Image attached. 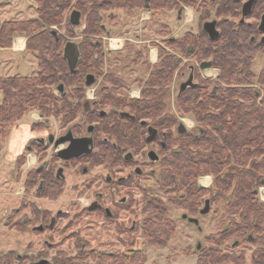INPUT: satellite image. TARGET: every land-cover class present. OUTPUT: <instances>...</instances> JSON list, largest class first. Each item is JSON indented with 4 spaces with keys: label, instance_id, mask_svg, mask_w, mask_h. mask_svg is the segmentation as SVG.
I'll return each instance as SVG.
<instances>
[{
    "label": "trees",
    "instance_id": "trees-1",
    "mask_svg": "<svg viewBox=\"0 0 264 264\" xmlns=\"http://www.w3.org/2000/svg\"><path fill=\"white\" fill-rule=\"evenodd\" d=\"M36 1V18L0 22V47H10L13 37L18 33L23 34L27 38L26 50L36 55L38 70L34 76H0V149L9 133V126L31 109H37L42 117L53 116L64 122L77 116L80 108L75 102L80 98L60 97L54 89L60 83L64 86L83 85L87 73H100L104 52L101 43L92 40V37L102 32V27L98 26L99 11L114 7L126 10L146 8L144 0H76L72 9L86 14L82 32L92 39H85L81 43L77 71L71 73L63 53L58 50L59 35L50 29L61 23L62 9L70 5L71 0ZM228 1L230 0H210L209 3L216 9V14L227 15ZM180 3L199 6L203 14L209 13V9L207 12L203 10L206 4L201 0H150L148 7L157 14L164 7L169 10L179 8ZM68 27L75 28L69 21ZM221 27L224 31L216 41H210L202 29L199 34L188 31L180 39L164 41L165 44H178L182 52L187 50L185 53H188V49L192 47L193 53L198 52L203 57L210 58L213 65L220 69L218 80L225 83V86L201 82L199 86L188 88L177 98V107L185 113H191L199 126L196 131L183 134L176 142V148L165 154L159 174L160 187L164 193H176L175 197L170 198L171 204L184 206L196 213L195 208L203 193L197 179L202 174L213 175V185L207 189L210 193V209L211 202L224 207V220L228 222V228H218L209 236L212 246L199 253L197 263L245 264L244 254H239L236 250L240 244L250 243L258 246L251 255V264H264V202L259 200L257 192L258 187L264 185V176L259 173L264 169V102L262 98L261 103L256 101L259 93L253 92L251 88L236 85L241 80L237 76L236 64L243 59L245 53L242 44L245 37L243 31L239 30L240 25L231 23ZM161 48L158 49L159 56ZM161 55L163 58L154 65L145 82L141 100L147 103L146 110L152 116L162 114L158 122L166 120L170 126L174 121V114L166 110L164 97L176 61L174 56L164 51ZM248 73L247 82L250 84L255 75L250 71ZM114 81L116 82V78ZM38 126L36 123L32 128ZM21 155L19 163L23 161ZM40 178H44L45 183L41 195L50 199L57 198L62 191L61 187L48 188L46 184L49 177H38L30 172L26 187L30 189L35 186ZM145 204H149L148 210L151 212L144 220L143 234L148 238L149 244H167L175 230L172 222L167 220L166 208L151 200H146ZM33 206L34 213H46ZM235 215L236 218H233ZM233 234L236 235L235 242L226 244L224 241ZM133 243L134 241L130 243V247ZM60 258L56 259L57 264H69L70 260L75 261L74 264H85L82 254L68 259ZM95 258L93 264H143L145 254L141 250L131 251L130 248L126 253H119L114 257L97 254ZM11 260V253L0 256V264H9Z\"/></svg>",
    "mask_w": 264,
    "mask_h": 264
},
{
    "label": "rangeland",
    "instance_id": "rangeland-1",
    "mask_svg": "<svg viewBox=\"0 0 264 264\" xmlns=\"http://www.w3.org/2000/svg\"><path fill=\"white\" fill-rule=\"evenodd\" d=\"M201 1L206 4L203 10L207 12L209 9L207 15L203 14L199 6L196 5H187L186 8L188 7L189 10L182 9L183 12L180 11V16L176 9L161 10V12L154 14V18H144L143 20H140L139 16L142 12H147V10L142 8H134L130 11L115 7L101 10L99 11L100 20L98 26L100 25L103 29L101 28L102 32L92 37V39L89 35L82 32L87 19L86 14H81L80 24L78 26H75V28L68 27L69 15L76 3V0H71L70 5L62 9L61 23L51 26L50 29L59 35L60 43L58 50L62 53L65 43L69 40L79 45L85 39L100 42L104 52L103 62L100 65V76L97 77V83L95 85L98 86L101 83L110 85L111 81L116 83L114 81L116 77L119 81L123 80L125 84L124 87L119 88L118 92L128 96H132L131 94H133L134 97L135 95L139 97V89L141 86H144V82L149 78V73L152 71L147 62V58L151 55L150 47H154L152 49H155V46H151L153 43H150L152 39L161 40L167 38L169 39L168 41L170 39H180L186 32L190 30L196 31L198 25L202 28L204 21L212 19L220 20V17H222L221 15H217L213 7H211L210 0ZM29 2H32L37 8V1L29 0ZM110 14H114V17L112 18ZM227 15L230 16L229 14ZM162 29H165L166 36L163 35L164 33L161 34ZM108 31H110L109 36L124 39V45L121 49L108 47V41L104 39L108 35ZM145 40H149V42H137ZM165 46V48L159 47L162 49L159 57L163 58L161 53L164 51L174 56L176 61L175 68L172 71L170 85L164 97L166 110L174 114L173 123L176 126L178 122H183L188 128L187 132L196 131L198 129L197 126H199L198 121L191 113H185L177 107L179 84L188 78L190 72L189 65L195 62V55L189 56L188 53H185L187 50L182 52L178 44L167 42ZM243 54V59L237 61L238 65L236 64L237 76L238 78L241 77V80L239 79L240 84L237 81L234 84L237 82L236 85L240 88H251L253 92L259 93L256 101L261 103L260 99L262 98V102H264V84L262 82L264 81V53L254 51L251 55ZM32 55L27 54V56H30L28 58L36 62V55L34 53ZM19 65L20 70L16 69V71L22 75H28L31 69H33L29 63L22 60ZM16 71L13 73H16ZM37 71L36 67L32 76L36 75ZM249 71L255 75L250 84L247 82V79H249ZM217 72V76H212L205 74L202 70L195 71L194 78L199 83L207 82L224 87L225 83L218 80L219 70ZM10 74L8 75L11 76ZM99 74L96 73V75ZM103 76L110 80V82L107 80L102 82ZM66 89L70 91L72 86H66ZM40 117L41 114L37 109H31L9 126V131L15 128H21L26 133H32L33 138L37 137V139L32 138L29 140L26 144L27 146L31 141H37L40 138L44 139L43 145L39 146L36 144L31 149H27L28 147L25 145L22 153L23 161L21 163L18 160L21 154L16 156L14 160L6 158L4 150L7 145L8 136L1 143L0 256H5L6 253L10 252L12 254V260L9 264H20V262L21 264H25L26 261H19L18 256L21 259L27 256L31 260L46 257L50 261L54 257L56 259H61L60 257L68 259L75 257L76 254H86L94 251L93 254L91 253V255L85 257L83 261L91 264L96 261L95 257L97 252L102 249L114 250L120 253L127 252L132 240L134 243L132 244L131 251L135 249L141 250L145 254L143 264H198L197 258L199 253L203 249L212 246L208 239L209 236L215 233L218 228L222 230L228 228V222L224 220L226 213H224L225 210L221 204H213L211 202L210 212L207 214L199 213V210L204 207V200L210 198V193L207 189L213 185V175L202 174L198 177L197 183L203 189V193L198 207L195 208L196 213H193L184 206L180 207L171 204L170 198L175 197L176 193L172 192L168 194L161 190L159 181L161 166L157 162L154 164L150 163L144 168L146 174L141 177L140 185L134 191L135 213L131 216L130 222L135 224V231L130 236L124 237H116V235L109 234L99 235L100 233H98L95 227L90 228V225H88L89 220L83 219L78 215L80 214L79 210L85 203L84 201H86L85 199L90 198V196L78 194V192L65 187L63 193L58 198L50 199L42 196L41 191L38 192V185L32 186L30 189L26 187L25 183L30 172L34 173L37 169L47 168L53 163L52 148L47 145L48 133L61 132L59 119L43 117L41 119L42 122H40ZM36 123L39 126L33 129L32 125ZM175 141H172L171 148H176ZM32 158L34 159L32 160ZM28 160L30 164H28ZM98 170L104 171L97 165L92 168V173L98 172ZM259 173L264 176V169L260 170ZM200 177L210 178L207 186H200ZM76 180L70 177L66 184H74ZM79 180L81 179L79 178ZM260 191L262 193L264 192V185L259 186L257 189L259 200L264 202V197H260ZM76 198H80L81 200H75ZM146 200H151V202L165 207L167 220L171 221L174 226L175 232L165 245L149 244L148 238L143 234L142 227L144 220L149 217L151 212L148 210L149 204H145ZM33 205L41 211L46 210L49 217H56L57 210L63 212L68 211V213H63L64 218H57L53 230L50 232L46 231L43 234L33 232L31 230V223L25 228L24 232H21V227L19 226L21 219L26 218V220L35 223L36 217L33 211ZM183 214L197 218L199 224L195 225L188 222V220L182 218ZM125 216L128 215L126 214ZM233 218H236V215ZM123 239H125L124 242H122ZM235 240L236 235L233 234L224 242L231 244ZM82 247L83 249L81 251ZM224 247L223 245L222 249ZM257 247L254 244L242 243L236 252L239 254L242 252L245 258V264H251V255Z\"/></svg>",
    "mask_w": 264,
    "mask_h": 264
},
{
    "label": "flooded vegetation",
    "instance_id": "flooded-vegetation-1",
    "mask_svg": "<svg viewBox=\"0 0 264 264\" xmlns=\"http://www.w3.org/2000/svg\"><path fill=\"white\" fill-rule=\"evenodd\" d=\"M144 1L146 8L142 9L147 10L149 13L147 12L144 16L140 15L139 19L154 18V11L148 7L150 0ZM248 1L250 0H230L227 2L228 5L226 6V8L229 7L230 16L221 14L222 17H220V20L212 19L216 21L215 28L219 32L218 37H210L203 29L204 22L211 20L204 21L202 23V28L198 25L196 31L190 30V32L199 34L202 29L210 41H216L221 37V33L224 31L221 26L230 25L231 23L239 24V30L243 31L245 37L242 42L245 48L244 52L248 53L247 55H251L254 51H261L264 53V0H252L249 9L243 14L244 5ZM183 7L186 6L181 4L179 8H175L178 14L180 11H183L181 9ZM130 10H132V8ZM163 10H167V8L164 7ZM214 11H216V9H214ZM110 15L112 18L114 17V14ZM238 16H240L239 19H237ZM233 17L236 18L233 19ZM161 31V34L164 33L163 35L166 36L165 29ZM166 39L167 38L161 40L152 39L150 41V43H153L151 46H155V49H152L154 47H150L151 55L147 58L148 66L151 70H153L154 65L161 59L158 54V49L159 47H166L164 42ZM147 42H149V40H146L145 43ZM121 45L122 46L118 49L123 47L124 39ZM191 50L192 47L188 49V54L189 56L195 55L196 60L189 65V74L192 72L193 82L196 83V86H199L200 83L194 78L195 71L198 72L202 70L207 75L217 76V71L219 70L220 72V69L213 65L210 58L203 57L198 52L193 53ZM206 62H209L210 65L202 67L201 64ZM93 75L95 78L94 83L89 86L85 84L84 76V84L70 85L72 86L70 91H68L64 85L62 91L57 90V86L55 87L54 92H56L58 96L60 95V97H66L68 99L80 98L75 102V105H77L80 110L75 118L67 122L59 119L61 132L48 133L47 145L52 148L53 163L47 168L43 167L37 169V171L35 170L34 173L38 177H49L46 184L48 188L60 186L62 190L60 195L63 193L64 188L68 187L78 192V194L90 196V198L85 199L86 201H84L85 203L79 210L80 214L78 215L83 219L89 220L88 225H90L91 229L95 227L98 233H100L99 235L109 234L116 235V237L130 236L136 229L135 224L130 222L131 216L135 213L133 200L134 191L140 185L141 177L146 174L144 168L150 163L154 164L157 162H159L161 166L165 154L170 151V149H175L170 147L172 141H178L181 136L188 131V128L183 122H178L177 126L175 123L168 126L166 120H160L159 123L158 119H161L162 114L152 116L148 113L146 110L147 103L141 100V92L142 89L145 88L146 81L144 82V86H141L139 89L140 96L136 97L137 95H135L134 97L133 94H131L132 96H128L118 92L119 88L125 85L123 80H120L121 83L119 79L115 77L116 83L114 84L103 76L102 82L107 80L111 84L107 85L101 83L97 86L95 83H97L96 80L100 74ZM188 88L190 87H187L186 90ZM74 90H77V92ZM179 96L177 93V98ZM42 118L41 116L40 122H42ZM53 118L58 119L56 117ZM180 123L185 126V132L180 133L178 131ZM153 131L154 134L152 133ZM69 133L73 138L90 137L91 144L88 147L91 148V152L82 153L70 159H62L59 156V152L66 150L69 147L70 141L63 140L58 144L57 141L67 137ZM51 137L52 139H50ZM33 139H37V137ZM36 144L39 146L43 145L44 139L40 138V140L31 141L27 149L33 148ZM95 164L99 165L104 171L98 170V172L92 173V168L97 166ZM70 177L74 180L77 179L74 184H66ZM79 178L81 180H79ZM36 185H38V192L41 191V189L45 187L44 178H40V182ZM75 200L79 201L81 199L76 198ZM63 213H68V211L63 212L57 210L56 217H49L47 212H36L34 213L36 224L26 220V218L20 220L19 226L21 227V232H24L25 228L30 223L33 232L38 234H43L46 231L50 232L53 230L57 218H64ZM126 214L128 216H125ZM124 241L125 239L122 240V242ZM132 242L133 240L130 243ZM130 248L129 246L128 251ZM82 249L83 247L81 251ZM93 252L94 251L91 253L93 254ZM91 253H84L82 255L88 257ZM119 253L120 252L114 250L105 249L97 252L98 256L105 255L108 257H114ZM5 255H7V253ZM18 259L19 261H26L25 264H36L42 260H47L49 264H57L55 257L50 261L46 257L31 260L27 256L23 259L18 256ZM74 263L75 261H69V264ZM84 263L90 264L87 262Z\"/></svg>",
    "mask_w": 264,
    "mask_h": 264
},
{
    "label": "crops",
    "instance_id": "crops-1",
    "mask_svg": "<svg viewBox=\"0 0 264 264\" xmlns=\"http://www.w3.org/2000/svg\"><path fill=\"white\" fill-rule=\"evenodd\" d=\"M31 1H36V0H31ZM181 9L189 10L188 7L187 8L183 7ZM147 12L146 11L142 12L141 16H144ZM37 16H38L37 8L35 5L32 4V2L30 3L29 0H0V22L7 20H27V19L36 18ZM107 34L108 35L104 37V39L114 38V39L123 40L121 37L109 36L110 31H108ZM18 39H22L23 41L19 40L17 41V43H15V41ZM26 40L27 38L23 34L18 33L13 37L12 44L10 47H6V48L0 47V76L2 77L9 76L8 74H10L11 72H12V74H10L11 76L22 75L18 71H16V69L20 70L19 63L21 60L29 63L31 67H33V69H31V71L27 76L33 75L37 67V61L35 62L31 58H28L30 56H27V54L32 55L33 53L30 51H26ZM137 42L145 43L146 40L137 41ZM15 71L16 73H13ZM1 99L2 96L0 94V100ZM7 136H8L7 137L8 140L4 151L6 153L5 154L6 158L12 160H14L16 156L23 153L25 149L24 148L25 145L29 142V140L33 138L32 133L30 134L29 132L26 133L24 129L21 128L20 129L15 128L12 131L10 130Z\"/></svg>",
    "mask_w": 264,
    "mask_h": 264
},
{
    "label": "water",
    "instance_id": "water-1",
    "mask_svg": "<svg viewBox=\"0 0 264 264\" xmlns=\"http://www.w3.org/2000/svg\"><path fill=\"white\" fill-rule=\"evenodd\" d=\"M252 3V0L248 1L245 3L244 8H243V14L246 13V11L249 9L250 5ZM246 8V9H245ZM80 18H81V12L78 10H72L70 15H69V23L72 24L73 26H78L80 24ZM216 21L211 20V21H206L203 24V29L204 31L212 38L218 37L219 32L215 28ZM63 58L65 59L68 69L71 73H76L77 71V64L81 58V52L79 48V44L74 42V41H67L63 47ZM209 62L202 63V67L209 66ZM94 75L89 73L85 76V84L86 85H91L94 83ZM196 86V83L193 82V75L192 72L189 74L188 78L185 81H182L179 84V89H178V96L182 94L187 87L194 88ZM57 90L62 91L63 90V84L60 83L57 85ZM178 131L180 133L185 132L186 128L185 126L180 123L178 126ZM154 134V131L152 132ZM52 139V137L50 138ZM63 140H69L70 144L69 147L66 150L60 151L59 156L62 159H70L72 157H77L81 155L82 153H89L91 152V148L88 146L91 144V138L86 137V138H73L72 135L69 133L67 137H64L59 139L57 141V144L59 142H62ZM153 154V153H151ZM153 159V158H152ZM201 186V185H200ZM210 201L209 199H206L204 202V207L200 210L199 213L201 214H207L210 210ZM182 218L188 220V222L193 223L195 225H198V219L195 217H190L187 214H183ZM234 245V244H233ZM236 245V244H235ZM36 264H49L47 260H42L39 263Z\"/></svg>",
    "mask_w": 264,
    "mask_h": 264
},
{
    "label": "built area",
    "instance_id": "built-area-1",
    "mask_svg": "<svg viewBox=\"0 0 264 264\" xmlns=\"http://www.w3.org/2000/svg\"><path fill=\"white\" fill-rule=\"evenodd\" d=\"M107 41H108V47L113 48V49L120 48L122 46L121 43L123 42V40H121V39H114V38H107ZM113 45H115V46H113ZM28 164H30L29 160H28ZM260 197H264V192L262 193L260 191Z\"/></svg>",
    "mask_w": 264,
    "mask_h": 264
},
{
    "label": "bare ground",
    "instance_id": "bare-ground-1",
    "mask_svg": "<svg viewBox=\"0 0 264 264\" xmlns=\"http://www.w3.org/2000/svg\"><path fill=\"white\" fill-rule=\"evenodd\" d=\"M22 40V39H18L15 41V43H17V41ZM23 41V40H22ZM16 45V44H15ZM16 47V46H15ZM20 48V47H19ZM33 160V158H32ZM207 179V180H206ZM210 178L209 177H200V184L203 186H207L208 182H209ZM204 182V183H203Z\"/></svg>",
    "mask_w": 264,
    "mask_h": 264
}]
</instances>
